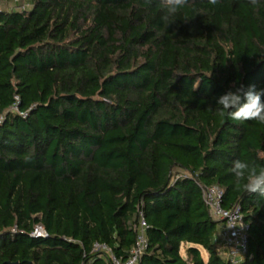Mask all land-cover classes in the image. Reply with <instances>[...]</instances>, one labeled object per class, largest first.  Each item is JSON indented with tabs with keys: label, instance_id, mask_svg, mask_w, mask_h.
Returning <instances> with one entry per match:
<instances>
[{
	"label": "trees",
	"instance_id": "trees-1",
	"mask_svg": "<svg viewBox=\"0 0 264 264\" xmlns=\"http://www.w3.org/2000/svg\"><path fill=\"white\" fill-rule=\"evenodd\" d=\"M28 1L0 6V264H111L95 242L124 261L140 214L138 264H264V199L229 171L264 167V124L217 105L264 89V0H188L169 26L160 0ZM210 185L244 259L218 254Z\"/></svg>",
	"mask_w": 264,
	"mask_h": 264
},
{
	"label": "built area",
	"instance_id": "built-area-1",
	"mask_svg": "<svg viewBox=\"0 0 264 264\" xmlns=\"http://www.w3.org/2000/svg\"><path fill=\"white\" fill-rule=\"evenodd\" d=\"M11 109H16V107L7 110ZM4 114V112L0 114V122L4 119ZM201 190L202 200L208 209L209 215L215 221L222 223L216 239L218 254L222 258L233 262L244 259L247 255V226L242 219L239 206L233 205L229 208H223L221 206L223 191L218 185L202 186ZM145 228L146 222L140 214L135 225V242L124 261L114 256L104 244L95 242L93 248L106 253L111 264H138L146 247ZM12 230L15 231V227ZM29 235L35 238L48 236L40 222L34 224Z\"/></svg>",
	"mask_w": 264,
	"mask_h": 264
},
{
	"label": "clouds",
	"instance_id": "clouds-1",
	"mask_svg": "<svg viewBox=\"0 0 264 264\" xmlns=\"http://www.w3.org/2000/svg\"><path fill=\"white\" fill-rule=\"evenodd\" d=\"M188 3V0H160L161 20L167 25H171L177 19L178 11ZM216 4L217 0H210ZM252 5H256L258 0H250ZM264 89L256 90L255 85H249L246 89L243 85L235 91L229 90L217 99L219 114L223 117L236 121L254 120L264 124ZM235 181V187L240 188L241 182L243 190L249 194H257L264 199V167L249 164L248 162L236 159L229 169Z\"/></svg>",
	"mask_w": 264,
	"mask_h": 264
},
{
	"label": "rangeland",
	"instance_id": "rangeland-1",
	"mask_svg": "<svg viewBox=\"0 0 264 264\" xmlns=\"http://www.w3.org/2000/svg\"><path fill=\"white\" fill-rule=\"evenodd\" d=\"M29 1L28 0H0V6L1 7H14L17 9H22L24 7H28ZM182 253V249H181ZM206 252L202 250V257L205 261L206 259Z\"/></svg>",
	"mask_w": 264,
	"mask_h": 264
},
{
	"label": "crops",
	"instance_id": "crops-1",
	"mask_svg": "<svg viewBox=\"0 0 264 264\" xmlns=\"http://www.w3.org/2000/svg\"><path fill=\"white\" fill-rule=\"evenodd\" d=\"M221 226H222V223L221 222H218V224H217V235L219 233V230H220ZM185 248H186V245L181 246V249H182V253L181 254L182 255H185ZM181 249H180V252H181ZM201 254H202V250H201ZM206 254H207V252H206ZM206 259H207V255H206ZM206 259H205V261H206Z\"/></svg>",
	"mask_w": 264,
	"mask_h": 264
}]
</instances>
